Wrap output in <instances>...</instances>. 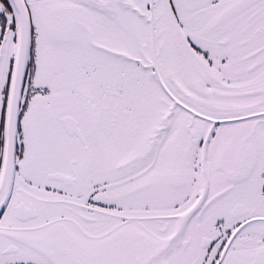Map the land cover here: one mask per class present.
Returning <instances> with one entry per match:
<instances>
[{"label": "snow or ice", "instance_id": "obj_1", "mask_svg": "<svg viewBox=\"0 0 264 264\" xmlns=\"http://www.w3.org/2000/svg\"><path fill=\"white\" fill-rule=\"evenodd\" d=\"M0 264H264V0H0Z\"/></svg>", "mask_w": 264, "mask_h": 264}]
</instances>
